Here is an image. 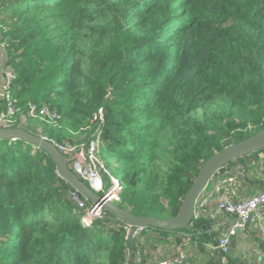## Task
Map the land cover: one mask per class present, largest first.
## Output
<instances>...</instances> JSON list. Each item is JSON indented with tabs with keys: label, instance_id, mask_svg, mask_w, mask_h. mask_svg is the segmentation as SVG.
<instances>
[{
	"label": "trees",
	"instance_id": "obj_1",
	"mask_svg": "<svg viewBox=\"0 0 264 264\" xmlns=\"http://www.w3.org/2000/svg\"><path fill=\"white\" fill-rule=\"evenodd\" d=\"M0 48L15 75L0 116L8 98L16 107L0 128L78 148L98 138L104 169L108 155L120 165L118 205L136 217H175L208 159L264 132V0H0ZM213 185L216 211L203 201ZM263 191L264 150L235 158L187 229L148 227L133 246L110 213L83 225L45 151L0 139V264H156L181 251L186 264H264V209L218 247L236 220L221 195ZM252 236L255 262L238 252Z\"/></svg>",
	"mask_w": 264,
	"mask_h": 264
},
{
	"label": "built area",
	"instance_id": "obj_2",
	"mask_svg": "<svg viewBox=\"0 0 264 264\" xmlns=\"http://www.w3.org/2000/svg\"><path fill=\"white\" fill-rule=\"evenodd\" d=\"M0 75L4 78L3 84L0 86V97L8 96L10 86L15 79L14 73L10 69L0 68ZM8 110L0 116V122L6 125L10 123L11 117L16 113V107L11 99L8 98ZM31 116L49 117L55 120L58 115L52 112L48 107L38 108L36 105L30 107ZM97 119V118H95ZM57 149L69 159V166L72 171L79 176L94 192L103 196V198L112 203L118 204L120 194L122 192L121 183L117 177L109 174L110 186L105 190V184L102 174L104 169L103 163L99 157V139L95 138L89 142L86 147L78 148L71 143H55ZM72 200L82 211L81 220L83 225L90 227L95 220L102 219L106 212L98 205L90 203L88 205L78 192H73ZM264 209V191L258 193L254 197L245 201H235L231 193L225 192L220 197L218 211L236 215V220L228 229L226 235L220 239L218 247L227 252L233 243V237L245 231L250 225L258 223L262 220ZM186 255L183 251L176 257L168 258L157 262L156 264H186Z\"/></svg>",
	"mask_w": 264,
	"mask_h": 264
},
{
	"label": "water",
	"instance_id": "obj_3",
	"mask_svg": "<svg viewBox=\"0 0 264 264\" xmlns=\"http://www.w3.org/2000/svg\"><path fill=\"white\" fill-rule=\"evenodd\" d=\"M0 139H20L45 151L56 166V171L61 179L66 181L85 200L103 208L107 213L115 216L129 227L128 241L135 245V235L148 227L166 231L187 229L195 217L196 204L209 180L223 167L235 158L248 156L251 153L264 150V132L258 133L244 141L223 149L207 160L199 172L192 187L186 194L178 214L167 220L155 217H136L118 204L107 201L100 194L94 192L82 179L76 175L69 166V159L63 155L55 144L44 137L33 135L21 128H0ZM233 243L231 244V247Z\"/></svg>",
	"mask_w": 264,
	"mask_h": 264
},
{
	"label": "rangeland",
	"instance_id": "obj_4",
	"mask_svg": "<svg viewBox=\"0 0 264 264\" xmlns=\"http://www.w3.org/2000/svg\"><path fill=\"white\" fill-rule=\"evenodd\" d=\"M106 174H107V180L104 183L105 184V190H107L110 186L109 184V174L115 176V177H119L120 176V165L118 164L117 160L115 159L114 156L112 155H108L106 157ZM259 236V234H258ZM254 237L252 236L251 241H244L242 242V244L240 245V248L238 249V252L241 251V254L243 255V257H245L248 260H251L253 262L258 261L259 257H260V252L257 251V246L256 243L253 242ZM170 248V247H168ZM168 248H161V253L162 250H166ZM172 249V248H171ZM190 250L192 252H194V249L190 248ZM256 251V252H255ZM239 254V255H241Z\"/></svg>",
	"mask_w": 264,
	"mask_h": 264
},
{
	"label": "crops",
	"instance_id": "obj_5",
	"mask_svg": "<svg viewBox=\"0 0 264 264\" xmlns=\"http://www.w3.org/2000/svg\"><path fill=\"white\" fill-rule=\"evenodd\" d=\"M1 52L2 51H1V48H0V68L2 67V62H3V60H2V53ZM3 82H4V78L0 75V86L3 84ZM212 188L213 189L211 191H207L204 194L203 201L209 203L210 207L212 209H215V211H216L217 196H216V193L214 191V189H215L214 185H213ZM214 205H216V206L214 207Z\"/></svg>",
	"mask_w": 264,
	"mask_h": 264
}]
</instances>
